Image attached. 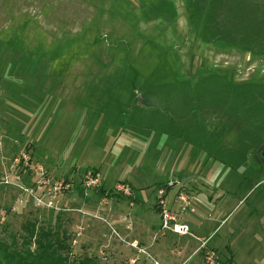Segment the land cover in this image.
Listing matches in <instances>:
<instances>
[{
	"label": "rangeland",
	"instance_id": "obj_1",
	"mask_svg": "<svg viewBox=\"0 0 264 264\" xmlns=\"http://www.w3.org/2000/svg\"><path fill=\"white\" fill-rule=\"evenodd\" d=\"M117 1L0 0V32H8L12 39L16 32L21 34L19 49L34 69L28 77L13 76L9 71L18 52L12 55L9 50L0 59V235L20 236L27 220H46L68 232L76 259L96 257L102 264H206L204 243L195 253L191 248L196 244L184 252L183 240L160 229L152 239L147 240L145 231L138 239L143 229L136 231L134 209L143 208L138 215L142 228L158 226L154 206L160 181L168 179L163 178L165 173L169 178L183 177L169 192L172 206L179 187L191 184L199 190L198 178L214 188L200 198L209 203L211 197L210 206L219 207L228 193L243 194L247 177L262 186L253 187L256 191L236 216L231 212L239 200L232 198L227 221L232 217L229 223L264 222V167H258L253 153L256 147L264 150V132L252 129L241 117L244 110L264 114V0L207 3L214 19L208 18L204 26H213L207 33L222 32L224 39L233 40L236 46L226 48L201 40L205 28H193L187 7L191 0H119V5ZM205 1L193 0L192 12L198 13L197 3ZM153 12L161 18L147 22L143 13ZM147 40L170 47L188 80L197 75L202 81L204 73L219 72L223 78L215 76L221 79L230 75L231 88L240 91L241 98L239 94L231 98L225 79L212 82L228 90L226 100L240 99L232 103L236 108L221 103L224 95L211 94L212 84L199 96L201 101L171 84L152 93L156 98L152 106L135 103L132 76H122L120 70L133 59L136 64H152ZM58 47L69 48V57L47 60L52 49L63 51ZM93 169L99 170V184L89 196L60 188L67 178L73 186L83 183ZM119 184L133 193L143 189L152 211L115 192ZM101 186L107 190L103 197ZM254 206L258 216L252 212ZM226 232L227 227L222 238ZM248 247L243 248L245 256ZM189 251L198 256L184 263Z\"/></svg>",
	"mask_w": 264,
	"mask_h": 264
},
{
	"label": "trees",
	"instance_id": "obj_2",
	"mask_svg": "<svg viewBox=\"0 0 264 264\" xmlns=\"http://www.w3.org/2000/svg\"><path fill=\"white\" fill-rule=\"evenodd\" d=\"M118 1L117 4L119 5L120 2ZM210 1L211 0H206L204 3L203 2L197 3V8L199 10L198 13L192 12V9H194L193 0L188 2L187 7L188 10H190L189 16L194 29L196 28L200 29L199 27H201L202 25L204 26V23L207 22L208 18L210 21L214 19V14L209 13L208 11L209 6H206L207 3L208 4L210 3ZM207 7L208 9L206 10ZM155 14H156L155 12L151 13L150 15L143 13L144 15L143 18H145L147 22L155 20L157 18L159 20L161 17ZM202 28H205L204 32L205 34H207L205 35L201 33L200 35V38L204 43L206 44L215 43L217 48L236 46L235 44L231 43L233 40L231 41L229 39H224L222 37V32H217L213 34L207 33V31L210 32L213 26H206L205 24V26ZM7 34L9 35V37L7 36ZM208 34H211L212 36ZM20 38H21V34L19 35L18 32L15 33L13 39L11 38V35L8 32H3V33L0 32V59L2 58L3 54L5 52H9V50L12 52V55L18 52V57L17 59L14 60V63L12 64L9 72L13 76L28 77L34 73V69L31 66L32 61L29 62L28 55H26L23 52V49L22 50L19 49V47L21 46L20 44H22ZM68 40L70 39L69 38L66 39L65 45L69 46L71 45L72 42L67 43ZM101 40H103V38L97 39V41H101ZM148 44L150 50L149 51L147 50L146 54L149 55L148 58H150L149 60H151L152 62L151 65H149L150 63H148V65L136 64L133 59L131 62L125 64L126 66H122L121 67L122 70H120V74L122 76L124 75L132 76L133 79L132 84L134 86L132 91L133 94L135 95L134 97H136L135 103L136 102L140 103L144 101L143 103L146 102L148 105L146 107L152 106L151 101L156 99L152 97V93L158 92L160 89L165 88V86L171 84H175L176 86L173 87H175L177 90L183 91L182 94H187V92H191L195 100L201 101V98L199 96L203 94L205 91H207L206 89L211 84L213 85L214 82L212 81H215L216 79H221L222 77L221 75H218L219 72L215 74L221 76L219 78H217L218 76L211 75V73L208 74L204 73L200 75V79L204 78V80L202 81H197V75L195 77H192L193 79L188 80L179 70L177 63L178 56L170 47L160 45L159 41L157 40H147L144 45L147 46ZM37 49H39V47ZM57 49H63V51L60 53L59 52L55 53L54 49H52V51L49 52L51 58H49L48 56L46 57V59L51 61L50 59H54V58L56 60V59L69 57L70 55L68 54L69 48L58 47ZM65 49H67V51ZM74 55L78 57V54H74ZM74 55L70 56V58L72 59L71 61H74L75 57L72 58ZM22 58H24V60ZM154 58H157L158 61H154L153 60ZM224 77H225L224 79L229 82V90L230 92L232 91L231 98H233V95L235 96L238 95L240 91L236 90L235 88L234 89L231 88L233 82L230 81L231 80L230 75L228 76L225 75ZM139 78H140L139 80L140 83H138L137 81V79ZM224 79H221V81ZM138 84L140 85L138 86ZM234 90L236 91V93L234 92ZM212 91L215 92L216 94L220 93V96L223 95L224 97L229 96L228 90L224 87H220L216 83L212 86V89L210 90L211 94ZM241 95L239 94L237 97L241 98ZM227 97L225 99L220 98L221 103L223 104L225 103L229 105L232 109H235L236 107H233L232 103L234 99H239V98H234V99L228 98L229 100H226ZM219 106L220 104H217L216 102L215 109H218ZM242 107L243 106L241 104L240 109ZM241 117L246 122V124H249V126L252 127V129L261 130L264 132V114L262 113L254 114L253 111L250 113L248 110L246 111L244 110V112H241ZM259 150L260 147L254 148V151L256 152ZM27 151L29 152V148L27 149ZM23 162L24 161L21 160V164ZM92 175L94 177H98L99 170L93 169ZM65 182H70V181L67 178ZM72 183L74 184V182ZM165 184L160 185L159 189L161 187H164ZM73 188L81 196L84 195V187L82 182L75 183ZM106 191H107L106 188L101 186L99 190V195L103 197L107 193ZM107 196L108 197L112 196V191H109ZM130 198L133 199L134 197H130ZM155 210L157 213L160 212L157 204L155 205ZM21 230H22V235L20 236L16 234H9L7 238H4L0 235V264H102L101 261L96 257H84L82 259H76L73 256V251L71 249V245L69 244L70 235L66 230L62 229V226L60 224L57 226H52L46 220L42 222L39 221L38 219L27 220L25 224L22 225Z\"/></svg>",
	"mask_w": 264,
	"mask_h": 264
},
{
	"label": "crops",
	"instance_id": "obj_3",
	"mask_svg": "<svg viewBox=\"0 0 264 264\" xmlns=\"http://www.w3.org/2000/svg\"><path fill=\"white\" fill-rule=\"evenodd\" d=\"M185 168H187V165H185ZM261 174H264V172ZM163 178H168V179L161 180L160 182H162V185H164L170 180H179V179H182L183 177L169 178V173H165L163 174ZM195 178L196 177H192L190 179H195ZM244 180H247L248 185H244V184L241 185V187L244 185L243 194L238 195V193H236V195H230L228 192H226L228 193V195L224 197L223 203L220 204L219 207L216 206V208L210 206V203L212 204V201H213V199L209 197L211 196L210 194H208V197L210 198L208 200L209 203L206 202V199H202L199 196L204 191L211 192L214 189V188H211L209 184H207L204 180L201 181L200 179L196 178L197 184L200 186L199 190H197L195 187H192L191 184L188 185L191 188H187L185 185L184 190L188 194L192 195L193 203L196 208V213L198 215L195 213L194 215L191 214V215L180 216L181 222H185L189 224L191 227V233L189 235H185V236L173 235L183 240L184 244L182 245V250H184V252L186 251V249H189L192 246V244H196V247L192 246L191 248V250H193V252L195 253V251H198V249L204 243L206 246H208L209 250H213L218 254L219 264L221 262H223L224 264H264V244L261 243V242H264V222H259V221L257 223L249 222L250 223L249 225H244V224L242 225L239 222L229 223L232 217L229 221H227L232 213L235 214L234 216L238 214V212L240 211L242 207L241 206L242 203L246 204L249 201L250 197L248 196L249 194H251V191L254 190L253 187L254 186L258 187L257 188L258 190L262 186V182H260L258 185H255L254 183H250L249 178L247 177H245ZM263 182H264V179H263ZM140 190H143V189L137 188V190L136 189L134 190L133 201H136L138 205H142L143 203H145V207L147 206V208L150 209L152 207L151 204L149 203L150 199H148V197H145L143 195V192ZM255 191L256 190H254V192ZM234 197H237V199L239 200V204L236 205L232 209L231 214H229L227 213V208L229 209L232 207L233 201L231 202V200ZM245 201L246 203H244ZM256 204L257 203H255L254 205L257 206L258 204L257 205ZM174 205L175 206H173V208L177 209V205L175 201H174ZM255 206L253 208L254 211L252 212L256 216H258V208H256ZM154 209H155V206H154ZM236 209H238V211ZM134 210H135L134 218L136 220L135 221L136 231L138 229L139 230L143 229L141 232L138 233V239H142V237H139V236L141 233H144V231L146 233L148 232L146 236L147 240L152 239L153 235L157 233V231L160 229L161 219H160L159 213H157L155 210V214H157V216H155L154 220L157 221V218H158L159 220L157 222L159 223L158 226L156 227L153 226L150 228V227H147L146 225L145 228H142L141 223H138V220L139 222H141V219H139L138 215L141 214V211L143 210V208L142 206H139ZM150 210L152 211V209ZM235 210L237 211V213ZM226 227H227V232H226L227 236L222 238L220 233ZM244 236H247L246 240L242 239V237ZM242 245H244V247H242ZM246 245L249 246L248 250L250 252L248 255L245 256V254H243V251H245V249L243 248H245ZM208 248L202 251L203 254L204 252L208 251ZM192 255L193 254H191L189 251L188 255L184 256L185 258L184 263H187L189 262V259L198 256V255L196 256H192Z\"/></svg>",
	"mask_w": 264,
	"mask_h": 264
},
{
	"label": "built area",
	"instance_id": "obj_4",
	"mask_svg": "<svg viewBox=\"0 0 264 264\" xmlns=\"http://www.w3.org/2000/svg\"><path fill=\"white\" fill-rule=\"evenodd\" d=\"M39 171L43 172V169L40 167ZM46 183L47 182L45 181H40L39 184H46ZM98 184H99L98 177H94L92 173H88V175L83 180L85 195L89 196L88 195L89 190L95 188ZM179 184L180 181L172 180V181H168L164 187H161L157 191L156 204L160 210L159 212L161 219L160 230L163 233L185 236L191 233V227L189 224L185 222H181L180 216L195 214L196 209L193 205V200H191V197L188 195L187 192H185L183 186L179 187V190L175 195V203L177 205V209L173 208V206L170 205L168 200L169 192L172 189L177 188ZM62 185L65 186L66 190L72 189L74 187L72 181L66 182L65 184L62 183L60 188L63 187ZM115 190H116L115 192L122 193L123 195L128 197L134 196L130 187L124 184L117 185ZM203 246H205V244ZM132 247H135L137 249L138 245L132 244ZM204 260L206 264H219L218 254L213 250H208L204 253ZM156 264H160V263L156 262Z\"/></svg>",
	"mask_w": 264,
	"mask_h": 264
},
{
	"label": "flooded vegetation",
	"instance_id": "obj_5",
	"mask_svg": "<svg viewBox=\"0 0 264 264\" xmlns=\"http://www.w3.org/2000/svg\"><path fill=\"white\" fill-rule=\"evenodd\" d=\"M260 147V150L259 151H254L253 150V153H254V156L257 158V165L259 168L261 167H264V150Z\"/></svg>",
	"mask_w": 264,
	"mask_h": 264
}]
</instances>
